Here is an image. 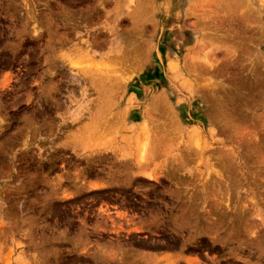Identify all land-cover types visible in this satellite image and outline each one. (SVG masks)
<instances>
[{
  "label": "rangeland",
  "instance_id": "374dc122",
  "mask_svg": "<svg viewBox=\"0 0 264 264\" xmlns=\"http://www.w3.org/2000/svg\"><path fill=\"white\" fill-rule=\"evenodd\" d=\"M0 264H264V0H0Z\"/></svg>",
  "mask_w": 264,
  "mask_h": 264
}]
</instances>
